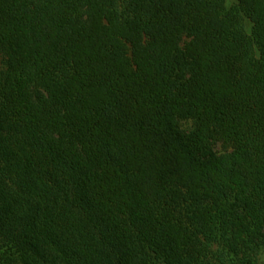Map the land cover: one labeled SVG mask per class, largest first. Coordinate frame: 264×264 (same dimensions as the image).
<instances>
[{
  "label": "trees",
  "instance_id": "obj_1",
  "mask_svg": "<svg viewBox=\"0 0 264 264\" xmlns=\"http://www.w3.org/2000/svg\"><path fill=\"white\" fill-rule=\"evenodd\" d=\"M0 53V264H259L264 0H0Z\"/></svg>",
  "mask_w": 264,
  "mask_h": 264
},
{
  "label": "rangeland",
  "instance_id": "obj_2",
  "mask_svg": "<svg viewBox=\"0 0 264 264\" xmlns=\"http://www.w3.org/2000/svg\"><path fill=\"white\" fill-rule=\"evenodd\" d=\"M226 6L227 9H233L237 6V0H226ZM240 20L242 22V24L245 26V28L250 32L251 31V27H252V23L249 21V19L245 18L244 16L240 17ZM0 64L5 66L6 65V57L0 53ZM180 125L182 127V129L184 130V132L188 135L191 136L193 131L197 129V123L194 119H189V118H184L182 117L180 119ZM226 145L220 140V141H214L213 140L211 142H207V144L201 145V147H199L198 152L200 154H208L210 151L213 152H223L225 151ZM262 253L259 257V264H264V248H262Z\"/></svg>",
  "mask_w": 264,
  "mask_h": 264
}]
</instances>
